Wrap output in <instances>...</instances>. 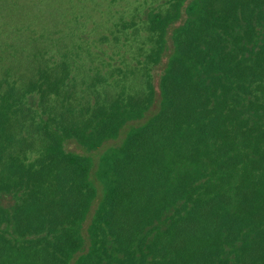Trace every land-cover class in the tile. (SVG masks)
Masks as SVG:
<instances>
[{
  "label": "trees",
  "instance_id": "16d2710c",
  "mask_svg": "<svg viewBox=\"0 0 264 264\" xmlns=\"http://www.w3.org/2000/svg\"><path fill=\"white\" fill-rule=\"evenodd\" d=\"M143 21L134 93L75 110L64 60L0 79V264H264V0Z\"/></svg>",
  "mask_w": 264,
  "mask_h": 264
},
{
  "label": "rangeland",
  "instance_id": "374dc122",
  "mask_svg": "<svg viewBox=\"0 0 264 264\" xmlns=\"http://www.w3.org/2000/svg\"><path fill=\"white\" fill-rule=\"evenodd\" d=\"M167 1L0 0V79L22 75L37 60H64L75 110L134 93L145 86L154 44L143 18Z\"/></svg>",
  "mask_w": 264,
  "mask_h": 264
}]
</instances>
